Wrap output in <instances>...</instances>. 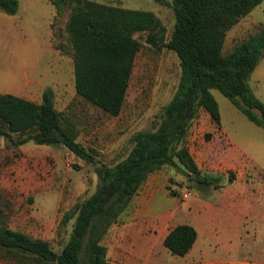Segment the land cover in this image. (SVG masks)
<instances>
[{
  "label": "rangeland",
  "instance_id": "1",
  "mask_svg": "<svg viewBox=\"0 0 264 264\" xmlns=\"http://www.w3.org/2000/svg\"><path fill=\"white\" fill-rule=\"evenodd\" d=\"M76 1L19 0V10L13 15L0 8V95L10 93L40 102L43 91L52 87L63 127L72 130L91 154L90 160H84L63 144L40 145L31 140L15 145L0 135V227L45 239L57 252L68 242L76 222L75 216L62 225L64 214L96 192L103 172L134 147L136 133L158 127L181 77L177 54L166 47H153L146 41L147 33L140 32L135 37L141 48L121 113L109 115L84 100L75 87L74 49L67 29ZM90 1L154 12L164 24L166 41L175 28L173 0ZM56 3L61 4L58 7ZM263 26L264 0L229 30L224 54ZM249 84L264 102V56ZM212 92L219 103L222 129L203 109L192 124L188 145L202 165L201 172L221 178L220 187H196L178 165H165L151 173L104 236L108 264H126L120 254L127 252L132 257L130 250L148 236L156 237L179 223H192L196 210L193 201L198 197L216 202L233 181H240L250 194H256L257 182L264 180V128L253 123L220 90L214 88ZM228 152L238 157L246 170L240 173L229 161ZM186 188L188 198L183 196ZM249 200L250 213L257 212L262 218L249 225L252 242L248 264H259L264 263V200ZM253 225L258 232L253 231ZM163 247L159 242L153 251L143 248L139 263L162 264L167 258ZM0 264L16 263L0 257Z\"/></svg>",
  "mask_w": 264,
  "mask_h": 264
},
{
  "label": "trees",
  "instance_id": "2",
  "mask_svg": "<svg viewBox=\"0 0 264 264\" xmlns=\"http://www.w3.org/2000/svg\"><path fill=\"white\" fill-rule=\"evenodd\" d=\"M262 1L173 0L175 28L166 41L164 24L152 11L77 0L67 29L74 49L79 96L109 115L121 113L141 48L135 37L140 32L147 33L146 41L153 47H166L177 54L181 66L179 85L158 127L136 133L134 147L103 172L96 192L64 214L62 225L75 216L76 222L61 252L45 239L4 226L0 227V257L16 264H108L104 236L151 173L165 165H178L196 187L218 189L221 178L201 172L188 137L203 109L220 124L221 111L214 88L264 128V102L249 84L264 56V26L224 54L229 30ZM19 7V0H0V8L8 14H16ZM0 135L15 145L31 140L40 145L63 144L79 158H91L72 130L63 127L52 87L44 90L41 102L10 93L0 95ZM233 179L231 174L230 180ZM197 237L193 225L180 223L169 231L164 245L174 255L184 256Z\"/></svg>",
  "mask_w": 264,
  "mask_h": 264
},
{
  "label": "crops",
  "instance_id": "3",
  "mask_svg": "<svg viewBox=\"0 0 264 264\" xmlns=\"http://www.w3.org/2000/svg\"><path fill=\"white\" fill-rule=\"evenodd\" d=\"M219 128H221L220 124ZM228 141L230 143V140ZM201 151L204 153L203 148L200 149ZM228 156L229 161L236 166L240 173L246 170L244 163L238 157L230 152H228ZM202 157L204 158L203 155L200 156L201 159ZM196 162L199 168L202 169L201 163L199 164L197 160ZM239 184L240 181L230 183L229 187L224 188L222 193L219 194L216 202L209 199L203 200L199 197L193 201L196 210L194 211L193 222L189 224L196 228L198 237L192 249L186 255H174L164 245V239L174 225L156 237L148 236L147 239H144L141 245L137 247L138 249L133 248L130 250L133 253L132 257L126 255L127 252H123V256L120 254L119 257L124 259L126 264H141L139 261L143 255L142 249L153 251L154 248L158 247L159 242H162L163 249L167 253V258L162 264H248L249 246L252 242L249 225L262 218L257 212L250 213L249 199L263 202L264 180H259L256 184L258 185L256 188L257 195L250 194L248 188L246 189L242 184ZM252 227L254 232H258L256 226L253 225Z\"/></svg>",
  "mask_w": 264,
  "mask_h": 264
},
{
  "label": "built area",
  "instance_id": "4",
  "mask_svg": "<svg viewBox=\"0 0 264 264\" xmlns=\"http://www.w3.org/2000/svg\"><path fill=\"white\" fill-rule=\"evenodd\" d=\"M185 198H188L190 196V191L186 188V191L183 195Z\"/></svg>",
  "mask_w": 264,
  "mask_h": 264
}]
</instances>
